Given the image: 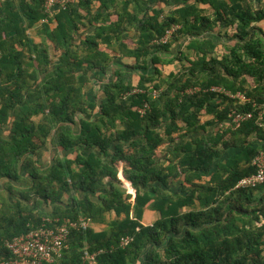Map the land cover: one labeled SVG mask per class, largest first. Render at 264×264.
<instances>
[{"label":"trees","instance_id":"16d2710c","mask_svg":"<svg viewBox=\"0 0 264 264\" xmlns=\"http://www.w3.org/2000/svg\"><path fill=\"white\" fill-rule=\"evenodd\" d=\"M44 3L0 0V264L80 218L52 264H264V119L224 124L264 103V0Z\"/></svg>","mask_w":264,"mask_h":264},{"label":"built area","instance_id":"2783aa9c","mask_svg":"<svg viewBox=\"0 0 264 264\" xmlns=\"http://www.w3.org/2000/svg\"><path fill=\"white\" fill-rule=\"evenodd\" d=\"M76 0H45L43 5L44 12L50 16L55 9L66 8L68 4L74 3ZM48 18L44 19V22ZM163 41H166L164 39ZM135 90L134 92H136ZM212 91L223 94L230 99L239 100L241 103H250L242 93L232 94L230 92L212 88ZM153 97H157V92H153ZM147 106H144V109ZM252 112L234 113L232 112L228 119L224 122L225 126L232 129H237L243 124L253 118L256 114V121L260 122L264 119V103L257 104L252 102ZM144 109L139 113L143 114ZM252 164L256 168L255 174L240 179L235 189L254 188L264 183V153H259L254 157ZM76 225L85 229L89 227L90 221L87 218H80L77 223L69 220L65 221L59 226L41 227L31 230L24 235L17 236L5 243V247L11 252L15 259L6 264H52L54 257H60L62 251L67 247L66 240L69 235V229L75 228ZM88 264H92L93 256L86 255Z\"/></svg>","mask_w":264,"mask_h":264},{"label":"crops","instance_id":"0c3cea01","mask_svg":"<svg viewBox=\"0 0 264 264\" xmlns=\"http://www.w3.org/2000/svg\"><path fill=\"white\" fill-rule=\"evenodd\" d=\"M95 7H97V6H95ZM35 40L38 41L39 39L36 38ZM149 67L151 70L154 68L153 66H149ZM156 67L158 69H160V71L163 73L162 77L165 78L170 72H174L177 69V64L173 63L170 66L157 65ZM111 77H112V71H111V73L109 72L105 77H102V81L107 82L111 79ZM133 79L136 81L138 79V77L135 75V76H133ZM93 83H94V87H93L94 91L98 90L100 87V83L96 80H93ZM207 119H209L208 116L202 118V121H205ZM55 153L60 154V149L54 150V147L49 144L44 150H42L40 152V154L42 155V157H41L42 162L43 163H49L51 158L53 157V155ZM154 218H155V214L153 212H146L145 213V221L146 222H149L150 220H154ZM93 227L96 231L100 230L97 225H94Z\"/></svg>","mask_w":264,"mask_h":264},{"label":"rangeland","instance_id":"374dc122","mask_svg":"<svg viewBox=\"0 0 264 264\" xmlns=\"http://www.w3.org/2000/svg\"><path fill=\"white\" fill-rule=\"evenodd\" d=\"M262 28L264 29V23L262 24ZM249 82L251 83V80Z\"/></svg>","mask_w":264,"mask_h":264}]
</instances>
